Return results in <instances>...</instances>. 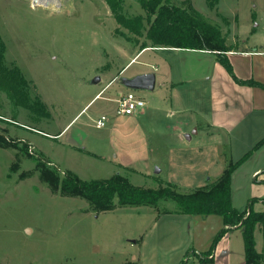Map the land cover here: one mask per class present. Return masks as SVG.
I'll list each match as a JSON object with an SVG mask.
<instances>
[{
	"label": "rangeland",
	"instance_id": "1",
	"mask_svg": "<svg viewBox=\"0 0 264 264\" xmlns=\"http://www.w3.org/2000/svg\"><path fill=\"white\" fill-rule=\"evenodd\" d=\"M167 1L218 25L230 44L263 41L262 33L254 34L255 0ZM124 13L146 17L137 0H124ZM0 36L6 65L21 69L30 81L32 100L45 104L49 115L16 107L0 91L5 141L0 142V264L198 262L199 256L190 253L195 245L206 252L207 237L222 226L221 216L181 213L173 199L97 212L87 200L45 183L39 164L47 162L62 176L72 171L84 180L120 172L137 186L173 183L188 193L219 178L230 163L226 158L242 157L252 139L243 145L208 132L206 107L196 87L172 90L157 82L153 90H136L147 102L144 113L117 114L118 103L107 97L150 52L117 73L115 66L121 69L139 46L133 34L118 26L105 0H0ZM100 73L105 78L95 82ZM112 78L110 87L79 114ZM103 114L107 125L97 128L95 119ZM77 115L68 133L50 136ZM254 157L232 175L233 202L240 208H246L250 194L251 169L264 165V154ZM257 189L264 197V186Z\"/></svg>",
	"mask_w": 264,
	"mask_h": 264
},
{
	"label": "trees",
	"instance_id": "2",
	"mask_svg": "<svg viewBox=\"0 0 264 264\" xmlns=\"http://www.w3.org/2000/svg\"><path fill=\"white\" fill-rule=\"evenodd\" d=\"M137 1L145 10L146 17L125 14L124 0H105L118 26L135 36L133 40L140 49H145L150 42L155 47L210 51L216 55L217 60L237 83L264 88V83L237 77L227 55V52L232 50V46L228 44L227 37L218 25L195 16L189 7L174 5L167 0ZM142 37L144 41H140L139 38ZM5 53L6 44L0 36V91L5 92L16 107L29 109L38 116L48 118L45 104L38 98L32 100L30 81L21 69L18 66L6 65ZM3 140L0 135V142ZM263 144L264 138L240 159L231 161L215 181L188 193L179 192L173 183L162 184L158 188L137 186L120 172L106 179L84 180L72 171H67L62 176L57 168L51 167L47 162L40 163L39 167L42 180L50 187L60 189L63 194L87 200L97 212L111 210L118 205L157 206L161 200L173 199L181 213L219 215L223 219V227L216 234L208 252L212 253L227 232L239 227L243 232L245 264H259L264 259V255L256 248L255 230L258 225H264V211L255 210L254 203L264 199L252 198L245 210L237 209L232 201V175L254 150ZM120 264H135V262L125 261Z\"/></svg>",
	"mask_w": 264,
	"mask_h": 264
},
{
	"label": "crops",
	"instance_id": "3",
	"mask_svg": "<svg viewBox=\"0 0 264 264\" xmlns=\"http://www.w3.org/2000/svg\"><path fill=\"white\" fill-rule=\"evenodd\" d=\"M254 8L255 11L252 14L253 20L256 22L254 34L262 33L263 41L253 46H239L228 43L232 46V50L227 52V55L237 77L243 80H254L264 83V53H262L264 52V0H255ZM148 52H150V55L144 58L145 62L140 63L141 67L130 73L129 76L124 77L131 78L144 73H154L156 75V84L159 82L163 86H169L172 90L183 86L196 87L198 92H201V102L206 107V117L204 118L208 132H211L212 135L219 134L222 137L224 135L227 138L237 139V143L243 142V145L247 142L244 139H252L251 142H247L242 156L252 150L264 138V88L237 83L217 60L213 52L174 47H155L151 43L145 49L139 48L136 52L129 54L126 58V64L121 69L120 66H115L117 73H122L134 61L139 62V59ZM112 69L113 67L108 68L105 73L107 78L113 73L111 72ZM103 75L100 73L98 82L105 78ZM113 80L114 78L98 90L79 114L97 97L101 96L103 90L108 86L110 87ZM126 88L122 83L121 86L116 87L115 94L112 91V94L107 98L118 103L120 95L129 90V88ZM136 113L138 115L144 113V107L134 114ZM78 115L62 131L50 136L57 137L64 134V132L68 133L71 123ZM199 131L200 129L196 126L195 133H199ZM258 152L264 154V144L255 149L246 161L254 160V156ZM236 160H227L226 158L228 162ZM119 164L121 166L126 165L122 160ZM249 183L250 194L249 197L245 198L246 208L252 198L264 199L263 196H260L262 191L256 190L257 186H264V165H255L251 169ZM262 190L264 191V189ZM232 201H234L233 197ZM233 205L239 210L246 209L245 207L236 206L234 202ZM254 207L257 211H264V201H256ZM222 227L223 223L222 226H218L213 232L211 231V234L207 237L208 244L205 245H208L209 248L205 249L206 252L199 250L200 248L195 245L190 254L198 255L199 259L198 262L194 261L193 264H245L243 232L239 227H234L227 232L212 253L208 252L216 234ZM255 240L257 250L264 254V225L257 226ZM260 264H264V261Z\"/></svg>",
	"mask_w": 264,
	"mask_h": 264
},
{
	"label": "built area",
	"instance_id": "4",
	"mask_svg": "<svg viewBox=\"0 0 264 264\" xmlns=\"http://www.w3.org/2000/svg\"><path fill=\"white\" fill-rule=\"evenodd\" d=\"M146 104L147 102L145 99L140 96L136 90L129 89L127 92L120 95V99H118L117 114L133 115L135 112L145 107ZM108 120V116L103 114L95 119V126L97 128H103L107 125Z\"/></svg>",
	"mask_w": 264,
	"mask_h": 264
},
{
	"label": "water",
	"instance_id": "5",
	"mask_svg": "<svg viewBox=\"0 0 264 264\" xmlns=\"http://www.w3.org/2000/svg\"><path fill=\"white\" fill-rule=\"evenodd\" d=\"M99 78L95 80L98 82ZM122 83L129 89L132 90H153L156 84V75L154 73H144L134 77H123ZM190 138V137H189Z\"/></svg>",
	"mask_w": 264,
	"mask_h": 264
},
{
	"label": "bare ground",
	"instance_id": "6",
	"mask_svg": "<svg viewBox=\"0 0 264 264\" xmlns=\"http://www.w3.org/2000/svg\"><path fill=\"white\" fill-rule=\"evenodd\" d=\"M41 0H34V2H40ZM43 4V3H42Z\"/></svg>",
	"mask_w": 264,
	"mask_h": 264
}]
</instances>
